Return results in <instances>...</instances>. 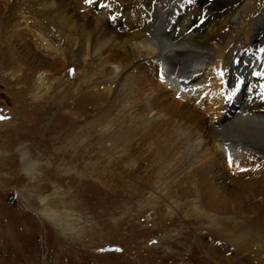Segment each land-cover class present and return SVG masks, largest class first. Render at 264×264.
I'll return each instance as SVG.
<instances>
[{"label": "rangeland", "instance_id": "1", "mask_svg": "<svg viewBox=\"0 0 264 264\" xmlns=\"http://www.w3.org/2000/svg\"><path fill=\"white\" fill-rule=\"evenodd\" d=\"M8 23L16 62L7 65L0 50V264H264L263 160L228 167L212 157L203 170L195 163L183 171L173 145L195 131L163 134L158 145L128 118L104 119L75 91L102 84L85 76L93 62L75 79L54 35L21 16ZM36 70L49 73L40 90ZM125 126L130 134L117 139ZM106 131L114 139L102 138ZM69 147L88 159L67 158ZM127 148L124 163L115 161Z\"/></svg>", "mask_w": 264, "mask_h": 264}, {"label": "bare ground", "instance_id": "2", "mask_svg": "<svg viewBox=\"0 0 264 264\" xmlns=\"http://www.w3.org/2000/svg\"><path fill=\"white\" fill-rule=\"evenodd\" d=\"M0 1L4 2L0 50L6 53L7 65L16 62L9 47L11 37H5L8 22L21 16L38 33L54 35L55 51H60L66 70L74 69L73 78L83 74L88 59L93 62L85 76L88 80L87 76L96 75L101 90L94 91L93 83L75 91L90 96L92 109L104 119L128 118L129 125L158 145L163 134L195 131L193 140L173 145L183 160V171L195 163V169L203 170L212 157L228 167L257 158L264 161V0ZM47 74L34 71L33 90L41 89ZM241 93L245 97L236 106ZM127 126L116 131L117 139L130 134ZM107 131L102 138L112 139ZM128 151H119L115 161L123 164ZM67 152L72 160L87 158L78 157L74 147ZM217 178L223 180L222 175ZM212 187H196V191L207 193ZM259 190L264 192V186ZM46 216L61 226L58 217Z\"/></svg>", "mask_w": 264, "mask_h": 264}, {"label": "snow or ice", "instance_id": "3", "mask_svg": "<svg viewBox=\"0 0 264 264\" xmlns=\"http://www.w3.org/2000/svg\"><path fill=\"white\" fill-rule=\"evenodd\" d=\"M88 3H91L92 0H87ZM105 5H101V7H104ZM117 251H119V249H117Z\"/></svg>", "mask_w": 264, "mask_h": 264}]
</instances>
